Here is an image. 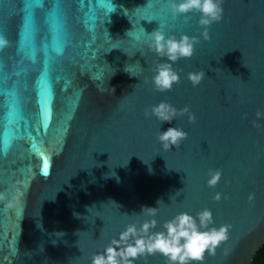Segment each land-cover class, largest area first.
<instances>
[{
	"label": "water",
	"instance_id": "water-1",
	"mask_svg": "<svg viewBox=\"0 0 264 264\" xmlns=\"http://www.w3.org/2000/svg\"><path fill=\"white\" fill-rule=\"evenodd\" d=\"M26 2L0 0V191L20 193L14 207L0 203V264H91L148 218L135 214L142 206H159L156 231L180 211L210 209V227L229 228L204 264H254L264 245V0H223L210 40L197 13L161 11L167 0H112L111 12L97 0ZM160 25L199 37L164 92L152 83L164 58L143 34ZM201 71L193 86L188 73ZM162 100L189 111L170 123L145 115ZM177 126L187 137L164 149L159 130Z\"/></svg>",
	"mask_w": 264,
	"mask_h": 264
},
{
	"label": "clouds",
	"instance_id": "clouds-1",
	"mask_svg": "<svg viewBox=\"0 0 264 264\" xmlns=\"http://www.w3.org/2000/svg\"><path fill=\"white\" fill-rule=\"evenodd\" d=\"M222 4L223 0H167V8L161 11L170 13L173 17L181 16L185 21L190 19L189 13H197L199 16L197 23L203 29L201 35L205 40H210L208 27L223 18ZM132 31H127L126 35L128 36ZM143 34L148 49L164 58L163 62L154 69L153 86L161 92L171 90L180 80V73L173 67L174 63L181 58L187 59L193 56L199 37L186 33L181 34L179 38L174 34L166 35L161 25L151 33H145L143 29ZM3 43L5 41L0 37V44ZM204 75L203 71L190 72L188 79L193 86H197ZM188 111L187 106L177 109L162 100L146 109L145 115L154 116L160 122L170 123L178 114ZM189 119L194 121V115H190ZM186 137L187 132L180 126L159 130L157 134V139L164 149L179 146ZM220 178V170H209L207 184L210 187L215 186ZM24 187L26 188L27 185L25 184ZM19 197L18 189L13 191L11 196L8 190L0 191V203H3L5 208L14 207L19 202ZM214 198L219 199V194ZM161 201H157L158 205ZM158 211L159 206H142L141 211L135 214H142L148 218L141 223L127 224L118 238H114L103 252L92 255L91 264H136L141 257L146 258L156 254L165 258V264H204L205 254H215L217 246L227 239L228 225L210 227L214 223L210 209H202L195 215L180 211L164 221L161 229L156 231L154 229L159 223L156 219Z\"/></svg>",
	"mask_w": 264,
	"mask_h": 264
},
{
	"label": "snow or ice",
	"instance_id": "snow-or-ice-1",
	"mask_svg": "<svg viewBox=\"0 0 264 264\" xmlns=\"http://www.w3.org/2000/svg\"><path fill=\"white\" fill-rule=\"evenodd\" d=\"M32 4H39L40 7H43V4L41 3V0H27L26 2V7H31ZM59 6V2L57 4ZM97 6L100 9H107L108 12L114 11L115 10V5L112 3V0H97ZM143 19H147L149 21L153 19H157L160 22V19L155 17V16H145ZM6 79L0 80V96L6 95L7 94V85H6ZM6 143V142H5Z\"/></svg>",
	"mask_w": 264,
	"mask_h": 264
},
{
	"label": "flooded vegetation",
	"instance_id": "flooded-vegetation-1",
	"mask_svg": "<svg viewBox=\"0 0 264 264\" xmlns=\"http://www.w3.org/2000/svg\"><path fill=\"white\" fill-rule=\"evenodd\" d=\"M254 264H264V245L263 247L257 252L255 256Z\"/></svg>",
	"mask_w": 264,
	"mask_h": 264
}]
</instances>
